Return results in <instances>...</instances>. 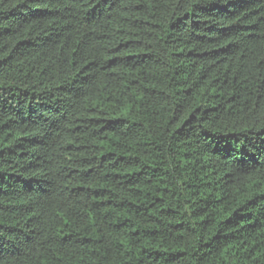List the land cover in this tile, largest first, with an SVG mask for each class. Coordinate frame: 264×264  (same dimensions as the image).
Masks as SVG:
<instances>
[{
  "label": "trees",
  "instance_id": "trees-1",
  "mask_svg": "<svg viewBox=\"0 0 264 264\" xmlns=\"http://www.w3.org/2000/svg\"><path fill=\"white\" fill-rule=\"evenodd\" d=\"M0 264H264V0H0Z\"/></svg>",
  "mask_w": 264,
  "mask_h": 264
}]
</instances>
